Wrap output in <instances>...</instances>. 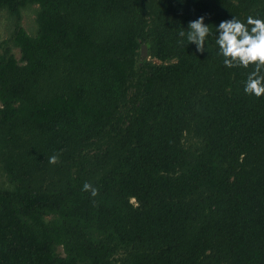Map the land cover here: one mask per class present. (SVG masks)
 <instances>
[{
    "label": "trees",
    "instance_id": "trees-1",
    "mask_svg": "<svg viewBox=\"0 0 264 264\" xmlns=\"http://www.w3.org/2000/svg\"><path fill=\"white\" fill-rule=\"evenodd\" d=\"M1 12L18 57L0 53V264H264V96L215 43L221 21L264 19V0ZM201 16L198 53L178 33Z\"/></svg>",
    "mask_w": 264,
    "mask_h": 264
},
{
    "label": "clouds",
    "instance_id": "clouds-1",
    "mask_svg": "<svg viewBox=\"0 0 264 264\" xmlns=\"http://www.w3.org/2000/svg\"><path fill=\"white\" fill-rule=\"evenodd\" d=\"M215 32L218 55L223 58L225 67L253 69L247 76L244 93L257 99L264 96V19L248 16L244 23L233 17L221 21ZM209 34L210 28L205 25L203 16L189 22L186 33L183 29L178 33L181 38L186 36L187 44H194L198 53L205 51V40ZM58 162L57 155L49 158V164ZM82 191L89 192L91 197H96L99 192L87 182L83 184Z\"/></svg>",
    "mask_w": 264,
    "mask_h": 264
},
{
    "label": "rangeland",
    "instance_id": "rangeland-1",
    "mask_svg": "<svg viewBox=\"0 0 264 264\" xmlns=\"http://www.w3.org/2000/svg\"><path fill=\"white\" fill-rule=\"evenodd\" d=\"M35 8H29L21 12L20 24L22 28L29 35H33L35 32ZM14 30V19L5 12L0 13V53L5 49H10L14 56L18 57V51L13 48L10 43H5L10 39L11 33Z\"/></svg>",
    "mask_w": 264,
    "mask_h": 264
},
{
    "label": "water",
    "instance_id": "water-1",
    "mask_svg": "<svg viewBox=\"0 0 264 264\" xmlns=\"http://www.w3.org/2000/svg\"><path fill=\"white\" fill-rule=\"evenodd\" d=\"M140 55L143 58L146 57L147 53H146V47L145 46H141Z\"/></svg>",
    "mask_w": 264,
    "mask_h": 264
}]
</instances>
